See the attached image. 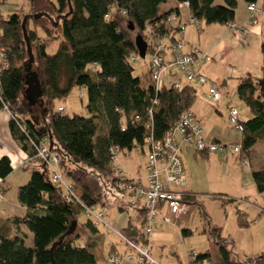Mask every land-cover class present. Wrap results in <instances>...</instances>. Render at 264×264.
<instances>
[{"label": "trees", "instance_id": "1", "mask_svg": "<svg viewBox=\"0 0 264 264\" xmlns=\"http://www.w3.org/2000/svg\"><path fill=\"white\" fill-rule=\"evenodd\" d=\"M257 1L242 0L246 7L256 5ZM165 2L28 0V16L20 11L0 13V47L4 54L2 62L6 64L3 68L0 61V111L7 109L13 141L26 161L37 162L39 168L30 173L27 183L16 193L18 205L25 210L23 217L10 222L17 234L20 225L26 228L33 237L32 245L25 244L22 234L0 233V264H97L90 244L77 245L85 231L95 235L97 225L86 219L78 226L76 219L83 215L82 206L105 208L107 189L118 193L110 150L144 152L147 139L160 140L182 114L191 112L195 100L190 85L154 92L149 71L147 85H142L133 77L129 64L132 53L137 55L132 31L146 43V53L150 50V28L157 37L174 40L177 27L167 25L169 13L160 14L159 8ZM176 2L188 3L190 16L205 26H226L235 19L237 0H222V5H217V0ZM171 12L176 14L177 10ZM263 14L256 17L257 22ZM53 44L56 48L49 53ZM32 67L41 93L35 102L44 99L41 116L47 114L46 120L40 122L33 118L32 102L26 93V77L33 73ZM93 67L97 70L91 71ZM263 82L264 79L246 77L236 85L238 100L251 114L250 119L239 121L243 127L239 154L244 152L247 157L255 145H264ZM73 88L85 92L86 115L67 116L53 107L56 101L67 98ZM42 140L57 154L61 174L72 185L80 204L63 197L62 190L51 184L43 163L35 158L34 149ZM11 172L9 159L2 157L0 180ZM251 179L255 191L263 194L264 169L251 171ZM185 199L191 206L196 204L194 196ZM233 201L221 200V204ZM141 213L145 216L144 211ZM237 216L242 225V216ZM181 233L183 237L191 235L187 230ZM121 234L135 245L139 241L146 244L143 234L137 231L135 239L128 236V229ZM208 239L213 253L192 255L189 264H264V253L254 258L235 255L229 239L222 237L218 228H208Z\"/></svg>", "mask_w": 264, "mask_h": 264}, {"label": "rangeland", "instance_id": "2", "mask_svg": "<svg viewBox=\"0 0 264 264\" xmlns=\"http://www.w3.org/2000/svg\"><path fill=\"white\" fill-rule=\"evenodd\" d=\"M1 2L4 3L0 5V12L3 15L13 11H20L23 16L29 15L28 0H0ZM166 3L172 5L175 4V0H166ZM216 4L222 5V0H217ZM196 24L197 28L194 25L186 26L181 41L186 52L194 48L200 52L209 50L211 62L206 64L196 62L191 67V71L196 74L203 73L213 83L216 81L219 84L224 80L226 86L218 88L222 96V102L218 106L203 101L202 94L207 89V85L201 89L195 88V100L191 113L198 116L204 115L205 132L220 141V145L239 146L242 136L229 126L228 108L238 112L240 122L250 119V111L236 96L235 85L239 79L249 76L252 79H264V50L262 51V46L258 41L254 42L253 38L247 42V45L243 44L228 30L227 26L218 24L205 26L198 21ZM225 31L229 32V37H223ZM175 37L176 40H180L179 34ZM135 39L136 32L132 31L133 44ZM49 53L52 52L49 50ZM132 55L134 60H130L129 64L133 69V77L138 78L142 85H147L149 53L145 54L144 59L139 58L135 53ZM166 58H169L168 55ZM32 70L34 73L35 67H32ZM80 93L82 98L79 96ZM36 100H33L31 107L33 118L38 122L45 121L47 114L43 116L44 119L41 116L44 99L35 102ZM85 103V92L73 88L66 99L56 101L53 107L57 109V106H62L65 109L63 114L67 116L83 115ZM205 157L195 154L192 149L182 148L184 174L188 190L196 197V204L191 206L188 214L176 224H165L160 221L152 223L148 253L155 264H189L192 255L213 253L214 248L208 239L210 227L221 230V236L229 239L233 252L239 258H254L264 253V193L258 194L255 191L251 179V171L264 169V145H255L249 157L244 152L238 156H232L230 153L227 155L213 153L209 154L208 158ZM246 162L250 164L249 168L245 165ZM142 163L143 158L136 150L118 153L115 161L117 167L125 165L132 169L133 164L134 170ZM18 165L20 163L15 162L12 165L13 169L15 170ZM23 173L20 171L18 176L20 177ZM107 194L109 204L106 207L112 209V216H117V206L134 213L132 223H136L138 231L143 234L145 226L143 217L139 210L136 211L130 205V198L126 196L122 198L119 193L110 188L107 189ZM138 200L139 204L142 203L141 198ZM221 200L236 201L221 204ZM203 214L207 216V222ZM237 214L242 216V225ZM82 220L83 215L78 217V221ZM98 226V231L102 234L103 225ZM183 230L191 232V235L183 237L181 233ZM105 233L114 238L113 244L120 255L128 251L120 241L115 242L111 231ZM31 243L28 241L27 245L30 247ZM77 245L82 247V242L79 241ZM106 248L105 243L101 253L97 255L100 264L107 263L103 262L106 258ZM122 264L131 263L123 262Z\"/></svg>", "mask_w": 264, "mask_h": 264}, {"label": "built area", "instance_id": "3", "mask_svg": "<svg viewBox=\"0 0 264 264\" xmlns=\"http://www.w3.org/2000/svg\"><path fill=\"white\" fill-rule=\"evenodd\" d=\"M2 4L1 2L0 5ZM188 8V3H182L178 4L176 10H188ZM246 11L249 17L244 26L236 27L233 23L226 25L228 30L239 38L243 44L246 43L250 35V28L258 25L256 17L263 14V9L257 7V5L247 6ZM166 23L172 27H177L176 34L180 35V40H176V37L174 40H170L166 36L157 37L152 28L149 29L151 35L148 38V46L150 47L148 71L153 91L158 93L162 88L180 90L186 85L197 82L201 86L207 85L205 98L213 106H218L222 102V96L215 86L204 75L191 71V67L196 62L210 63L209 53L200 52L195 48L186 52L181 41L187 25H194L197 28L196 20L189 15L187 21L179 23L175 12H171L166 17ZM167 55L169 58H166ZM2 60H4V54L0 47V61L2 62ZM130 60L133 61L134 57L131 56ZM1 65L6 68L4 62ZM90 70L96 71L97 68L93 67ZM79 96L83 97L81 93ZM3 110L8 112L6 108ZM57 111L64 113L62 108H58ZM148 118H151V111H148ZM227 118L229 126L242 133L243 127L239 122L238 112L235 109L228 108ZM146 128L148 129V126ZM177 137L180 138V142ZM181 144L191 146L197 154L215 153L225 155L230 153L237 155L240 152V146L228 147L207 141L201 123L191 112L182 114L174 127L166 132L160 140H155L152 137L147 139L145 176L143 178H129L122 167L115 165L118 149L112 148L110 150L116 191L127 194L131 200L130 205L133 207L137 205L138 199L141 198L145 213L143 237L146 244L140 247L128 241L122 234L117 233V236L134 252L137 258L136 264H155L148 253L152 223L160 218L165 224H176L188 214L191 208V204L185 199L193 195L184 191L187 180L180 157ZM34 150L35 158L39 159L47 169L51 184L62 190L63 197L66 200H74L80 204L72 185L61 174L57 154L49 149L46 140L40 141ZM136 151L140 152L139 149H136ZM245 165L248 167L247 163ZM2 199L3 196L0 192V202ZM82 208L83 215L92 220L95 225L102 224L107 227L103 220V210L95 211L94 206H82ZM123 261L131 262L132 256L113 253L107 258L108 264H121Z\"/></svg>", "mask_w": 264, "mask_h": 264}, {"label": "crops", "instance_id": "4", "mask_svg": "<svg viewBox=\"0 0 264 264\" xmlns=\"http://www.w3.org/2000/svg\"><path fill=\"white\" fill-rule=\"evenodd\" d=\"M256 5H257V7L262 8L264 10V0H258ZM177 6H178V4H177L176 0H175V4H172V5H168L165 2V4H162L159 8L160 14L170 13L171 11L176 10ZM176 15L178 17V22L183 23V22L187 21L188 16L190 14H189L188 10L181 9V10H177ZM248 17L249 16H248L247 11H246V5L242 2V0H237V9L235 12V19H234L233 24L236 27H242L247 23ZM37 34L39 36H41L40 32H38V31H37ZM229 35L230 34L228 31L223 32V37H229ZM252 38L254 39V42L255 41L259 42V44L262 46V51H263L264 50V14L259 18L258 25L250 28V35H249L245 45H247V42L250 41ZM55 48H56V44H53L49 50L53 53ZM207 52L209 53L210 51L208 50ZM199 73L204 75L201 72H199ZM206 78H208V77H206ZM250 78H252V77H250ZM253 80H263V79L254 78ZM209 81H210V79H209ZM211 83L214 86L217 84L216 81H215L216 84L213 83V81ZM224 83H225L224 80H222L221 83H219L215 86V88L217 89L218 92H219L218 88H220L222 86H226V83H225V85H223ZM236 85H235V87H236ZM190 86L194 89V91H195V88L201 89V88L205 87V86L199 85L197 82L191 83ZM205 94H206V90L202 94L203 101H205V102L207 101L210 105H213L210 101H208L205 98ZM58 108L64 109L62 106H57V109H55V110H58ZM64 112H65V109H64ZM192 114L201 123V125L203 127V131H204L205 139L207 141H210V142L214 141V142L220 143V141L215 139L210 133L205 132V126H204L205 117H204V115L201 114L200 116H198L195 113H192ZM83 115H86V111ZM238 119H239V114H238ZM9 121H10V116H9L8 112L1 110L0 111V159L2 157H7L9 159L10 164H11V168H12V172L7 178H5L4 180H0V192L3 196V199L0 202V233H8L9 235H17V236H20L19 234H22L26 238L25 244L27 245L28 241L32 242L31 241L33 239L32 235L26 230L25 227H23L21 225L18 227L19 233L17 234V231L14 229L13 225L12 224L10 225V222L13 221L15 218H22L23 217L25 210L18 205L17 200H16V193H17V190L19 187H22L23 185H25L27 183L29 176H30V173L32 171H36L39 168H38L37 162L33 161V162L29 163L26 161L27 158H26L25 154L19 149V147L13 141L11 134H10V131H9ZM177 140L180 142L179 137H177ZM182 148H184L185 150H187V149L193 150V148L191 146H188L185 144H181V151H182ZM181 151H180V157H181ZM138 153L142 156L143 163L138 165L136 167L137 169L134 170L133 164H132V169L128 168L125 165H122L123 166L122 168L124 169L125 174L129 178H143L145 176L144 165H145L146 150L142 153L141 152H138ZM205 158H208V156H206ZM181 161H182V158H181ZM15 162H19L20 165H18L17 168L14 170L12 165H14ZM20 171H23L24 173L21 174V176L19 177L18 175H19ZM184 191L193 195L191 193V191L188 190V184H187L186 188L184 189ZM119 195L122 198L125 196L130 198L125 193H119ZM234 201H236V200H234ZM107 204H109V203H107ZM94 208H95V211H99V210L104 211L103 220H104V223L107 225V227L103 226L102 234L98 231L95 235H91L88 231H85L84 236L81 238V240H79L80 242H82V246L85 243L90 244V246H91L90 250L95 257L97 264H100L99 258L97 257V255H98V253H101V250L104 248V245L106 243L107 244V248L105 250L106 251V258H105V260H103V259H100V260H103V262H107V258L109 255H111L113 253L119 254L118 251L115 249V246L113 244L114 242L112 241V239H114V238H111L109 236V234L105 233V232L111 231L112 236L115 237V242H116V240L120 241L128 249V251L126 253H124V256H126V255L132 256V261L128 262V263L136 264L137 258L135 256L134 252L131 251L126 246V244L117 236V233L121 234V233H123L124 230L128 229V236L132 237L133 239L137 238L135 231H137V232H139V231H138V228L136 227V223H132L134 213L128 212L126 209H123V208H120L117 206L116 208H117L118 214H117V216H112V209L109 207L100 208L98 206H94ZM133 209H135L136 211L139 210V213L143 212L142 203L139 204V201H138L137 205L134 206ZM141 215L143 217V222H144L145 216H143L142 213H141ZM86 219H88V218H86L83 215V220L78 221V217H77V219H76L77 225L80 226V225L84 224L86 222ZM156 221L162 222L160 218L157 219ZM98 227L99 226L97 225V230H98ZM105 234H106V236H105ZM78 242H77V244H78ZM138 244H139L138 246H142V243L140 241ZM31 245H32V243H31ZM27 246H29V245H27ZM123 262H125V261H123Z\"/></svg>", "mask_w": 264, "mask_h": 264}, {"label": "water", "instance_id": "5", "mask_svg": "<svg viewBox=\"0 0 264 264\" xmlns=\"http://www.w3.org/2000/svg\"><path fill=\"white\" fill-rule=\"evenodd\" d=\"M130 30L132 31L133 29L130 28ZM134 47L136 49V52H137V55L139 56V58L144 59L145 54H146L147 45L141 37L136 36ZM29 61L31 62V59ZM25 84L28 86V90L26 92L28 95L27 99L30 100L33 104L34 99H38L41 97V93H40V89H39V80H38L36 74L30 73L26 77ZM261 95L264 99V82H263L262 89H261Z\"/></svg>", "mask_w": 264, "mask_h": 264}]
</instances>
